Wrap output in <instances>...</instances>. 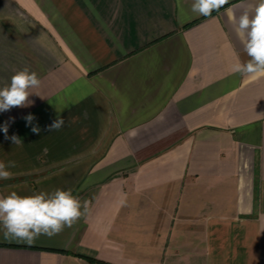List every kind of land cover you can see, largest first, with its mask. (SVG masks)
Returning a JSON list of instances; mask_svg holds the SVG:
<instances>
[{"label":"crops","instance_id":"1","mask_svg":"<svg viewBox=\"0 0 264 264\" xmlns=\"http://www.w3.org/2000/svg\"><path fill=\"white\" fill-rule=\"evenodd\" d=\"M192 2L0 0V88L24 68L41 81L0 112V196L88 205L31 245L0 230V264H264V77L232 72L258 0Z\"/></svg>","mask_w":264,"mask_h":264},{"label":"clouds","instance_id":"2","mask_svg":"<svg viewBox=\"0 0 264 264\" xmlns=\"http://www.w3.org/2000/svg\"><path fill=\"white\" fill-rule=\"evenodd\" d=\"M226 3L227 0H193L191 12L207 17ZM235 31L241 38L249 59L243 63L237 60L232 65V72L254 79L264 77V0H258L254 8L249 6L245 9L238 19ZM40 84L36 72H31L28 68L17 71L11 77L10 85L0 88V112L28 106L29 97L33 95L30 90L38 88ZM33 119L32 115L26 117L29 124ZM63 124V119L57 118L49 130H58ZM2 131L5 138L11 139L14 144L22 143L16 135L7 136V122ZM32 131L38 133L39 128L33 127ZM14 167V161L7 164L0 161V179H10L12 172L9 169ZM87 209V202L82 204L70 189L57 188L51 193L39 192L27 196L12 191L7 196H0V230L5 239L31 245L41 235L52 237L66 227L71 228L85 215Z\"/></svg>","mask_w":264,"mask_h":264},{"label":"trees","instance_id":"3","mask_svg":"<svg viewBox=\"0 0 264 264\" xmlns=\"http://www.w3.org/2000/svg\"><path fill=\"white\" fill-rule=\"evenodd\" d=\"M89 261V264H93L92 260H88Z\"/></svg>","mask_w":264,"mask_h":264}]
</instances>
